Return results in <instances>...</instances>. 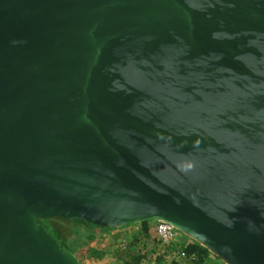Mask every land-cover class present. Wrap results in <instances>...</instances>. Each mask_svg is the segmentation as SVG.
Masks as SVG:
<instances>
[{"label":"water","instance_id":"obj_1","mask_svg":"<svg viewBox=\"0 0 264 264\" xmlns=\"http://www.w3.org/2000/svg\"><path fill=\"white\" fill-rule=\"evenodd\" d=\"M46 218L264 264V0H0V264Z\"/></svg>","mask_w":264,"mask_h":264},{"label":"trees","instance_id":"obj_2","mask_svg":"<svg viewBox=\"0 0 264 264\" xmlns=\"http://www.w3.org/2000/svg\"><path fill=\"white\" fill-rule=\"evenodd\" d=\"M150 223L142 222L137 225H127L123 228L109 229L86 222L61 218L42 220V224L51 238L59 244L62 250L73 254L80 264H90L89 259L91 257H96V259L103 257L101 252L111 253L116 264H148L149 253L147 250H153L151 249L153 238ZM132 226H136L137 229L127 238H123L127 242V248L111 251L109 237ZM114 237L117 238L116 235ZM95 247L100 251L98 255ZM183 251L186 254L184 262L169 260L161 256L156 264H223L194 241L184 243Z\"/></svg>","mask_w":264,"mask_h":264},{"label":"built area","instance_id":"obj_3","mask_svg":"<svg viewBox=\"0 0 264 264\" xmlns=\"http://www.w3.org/2000/svg\"><path fill=\"white\" fill-rule=\"evenodd\" d=\"M150 226L153 238L151 249L153 250H147L149 253L148 264H156L161 256L169 260L184 262L186 254L183 251V244L179 243L180 240L176 235L175 228L170 224L157 221L151 222ZM126 248V240H118L115 250H125Z\"/></svg>","mask_w":264,"mask_h":264},{"label":"rangeland","instance_id":"obj_4","mask_svg":"<svg viewBox=\"0 0 264 264\" xmlns=\"http://www.w3.org/2000/svg\"><path fill=\"white\" fill-rule=\"evenodd\" d=\"M150 222H154V221H150ZM136 229H137L136 226H132V227H129L128 229L120 230L117 233H114L113 235H111L109 237V244H110L109 248L111 249V251L115 250V246H116L118 240L123 239L124 237L127 238V236L131 235ZM114 235H116L117 238H115ZM176 235L179 238V240H180L179 243L181 245L188 242V241H192L191 239H189L188 237H186L182 233L178 232L177 230H176ZM95 249L98 250L97 247H95ZM99 253H100V251L98 250L97 255ZM101 254L103 255V257H98V259H96V257H91L89 259V263L90 264H116L115 263L116 261H114V258H113L111 253H105V252L102 253L101 252Z\"/></svg>","mask_w":264,"mask_h":264},{"label":"crops","instance_id":"obj_5","mask_svg":"<svg viewBox=\"0 0 264 264\" xmlns=\"http://www.w3.org/2000/svg\"><path fill=\"white\" fill-rule=\"evenodd\" d=\"M98 251V250H97Z\"/></svg>","mask_w":264,"mask_h":264}]
</instances>
